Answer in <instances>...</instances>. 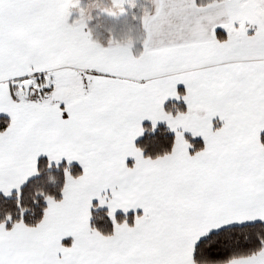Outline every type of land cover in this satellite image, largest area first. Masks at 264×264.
Wrapping results in <instances>:
<instances>
[{"label":"snow or ice","instance_id":"snow-or-ice-1","mask_svg":"<svg viewBox=\"0 0 264 264\" xmlns=\"http://www.w3.org/2000/svg\"><path fill=\"white\" fill-rule=\"evenodd\" d=\"M149 2L0 0V264H264V0Z\"/></svg>","mask_w":264,"mask_h":264},{"label":"rangeland","instance_id":"rangeland-1","mask_svg":"<svg viewBox=\"0 0 264 264\" xmlns=\"http://www.w3.org/2000/svg\"><path fill=\"white\" fill-rule=\"evenodd\" d=\"M146 2L147 1L145 0L143 1V3L140 2V5L142 4L144 5ZM135 11L137 16H142L141 7H138ZM129 28H131V31H129ZM94 35L96 36L97 39H101V37L95 33V29H94ZM116 35L118 38H126L128 35H132L134 38L138 39L142 35L141 21L139 19L132 20L131 16H129L128 18H126L124 21L121 22V25L116 32Z\"/></svg>","mask_w":264,"mask_h":264},{"label":"crops","instance_id":"crops-1","mask_svg":"<svg viewBox=\"0 0 264 264\" xmlns=\"http://www.w3.org/2000/svg\"><path fill=\"white\" fill-rule=\"evenodd\" d=\"M139 2H140V1H139ZM142 5H143V4H142ZM144 6H147V7H149V8H151V7H152V6H151V4H149V1H148V2H146Z\"/></svg>","mask_w":264,"mask_h":264},{"label":"trees","instance_id":"trees-1","mask_svg":"<svg viewBox=\"0 0 264 264\" xmlns=\"http://www.w3.org/2000/svg\"><path fill=\"white\" fill-rule=\"evenodd\" d=\"M143 1H144V0H141L140 2H141V3H143ZM145 1H147V2H148L149 0H145ZM140 2H139V3H140ZM144 5H145V4H144Z\"/></svg>","mask_w":264,"mask_h":264}]
</instances>
